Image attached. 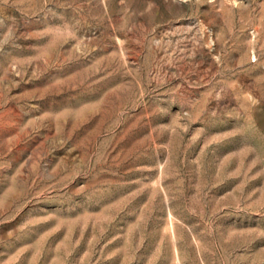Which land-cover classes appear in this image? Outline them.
I'll return each instance as SVG.
<instances>
[{
  "label": "rangeland",
  "instance_id": "obj_1",
  "mask_svg": "<svg viewBox=\"0 0 264 264\" xmlns=\"http://www.w3.org/2000/svg\"><path fill=\"white\" fill-rule=\"evenodd\" d=\"M0 264H264V0H0Z\"/></svg>",
  "mask_w": 264,
  "mask_h": 264
}]
</instances>
